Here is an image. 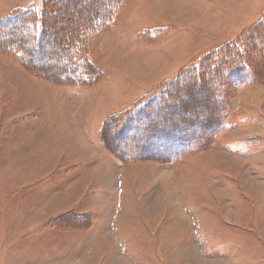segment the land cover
Segmentation results:
<instances>
[{"label":"rangeland","instance_id":"obj_1","mask_svg":"<svg viewBox=\"0 0 264 264\" xmlns=\"http://www.w3.org/2000/svg\"><path fill=\"white\" fill-rule=\"evenodd\" d=\"M38 2L0 0V19ZM263 13L264 0H124L112 32L89 47L103 80L80 96L1 53L0 264H264V85L231 87L223 131L171 163L133 143L148 118L175 135L161 145L181 141V124L165 133L181 106L131 123L122 149L133 160L121 164L98 140L109 115ZM158 28L159 38L139 37Z\"/></svg>","mask_w":264,"mask_h":264},{"label":"trees","instance_id":"obj_2","mask_svg":"<svg viewBox=\"0 0 264 264\" xmlns=\"http://www.w3.org/2000/svg\"><path fill=\"white\" fill-rule=\"evenodd\" d=\"M123 1L39 0L35 7L12 10L0 19V54L14 55L24 71L48 84L92 88L104 76L90 60L89 47L99 32L109 27ZM165 32V28L145 30L139 37L149 41ZM263 46L264 13L234 39L204 54L196 64L163 81L129 108L109 115L98 132L100 145L121 164L133 160L122 149V139L125 140L131 123H136L141 115L150 116L153 110L151 114L159 116L163 109L181 106L183 114L176 116L175 113L174 118L168 120L170 128L165 131H172L181 124V141L161 145L162 136L168 140L175 135L172 132L164 135V126L153 124L160 119L148 118L133 144L158 154L163 150L167 155L164 158H146L158 163H171L199 151L226 125L229 89L244 84L264 85ZM108 127L118 131L116 134L110 130L114 137L121 138L120 147L110 145L109 139L103 136V130ZM171 149L176 151L170 153ZM135 155L144 160L140 154L135 152Z\"/></svg>","mask_w":264,"mask_h":264},{"label":"crops","instance_id":"obj_3","mask_svg":"<svg viewBox=\"0 0 264 264\" xmlns=\"http://www.w3.org/2000/svg\"><path fill=\"white\" fill-rule=\"evenodd\" d=\"M117 14V13H116ZM112 24H113V22H111ZM112 24H110L109 25V29L110 28H112ZM110 32H112V29H110ZM91 61H92V59H91ZM93 62V61H92ZM76 92L79 96L82 94L81 92H83L81 89H79V88H77V89H75V90H73L72 92ZM69 92H71V91H69ZM84 93V92H83ZM86 94V93H85ZM87 95V94H86Z\"/></svg>","mask_w":264,"mask_h":264},{"label":"bare ground","instance_id":"obj_4","mask_svg":"<svg viewBox=\"0 0 264 264\" xmlns=\"http://www.w3.org/2000/svg\"><path fill=\"white\" fill-rule=\"evenodd\" d=\"M195 93H197V92H195ZM195 93H194V94H195ZM194 94H193V95H194ZM191 97L193 98V96H191ZM191 97H190V98H191ZM191 101H192V100H191ZM197 105H198V104H197Z\"/></svg>","mask_w":264,"mask_h":264}]
</instances>
